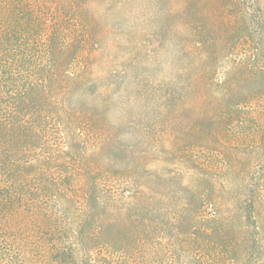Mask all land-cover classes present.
Returning a JSON list of instances; mask_svg holds the SVG:
<instances>
[{
	"label": "rangeland",
	"instance_id": "374dc122",
	"mask_svg": "<svg viewBox=\"0 0 264 264\" xmlns=\"http://www.w3.org/2000/svg\"><path fill=\"white\" fill-rule=\"evenodd\" d=\"M25 1L49 17L48 23L49 12L56 11L54 4L46 9L47 0ZM71 1L63 5L65 0H59L55 59L44 61L90 79L70 96L71 88L60 78L55 99L59 127L51 137H59V164L65 132L71 130L63 111L72 110L78 134L66 160L77 185L65 193L78 201L80 181L94 179L100 193L120 206L142 197L141 183L134 179L154 170L160 180L157 195L166 206L170 186L201 193L205 179L200 184L197 179L210 173L214 198L218 194L221 202L225 195L219 198V185L238 173L233 188L240 187L243 195L244 187H253L256 224L264 228V63L255 51L254 28L242 17L255 10L264 19V0ZM51 197V209L45 210L47 200L39 197L25 216L60 217L59 198ZM193 205L191 225L192 215L205 219L217 208L221 218L230 215L222 204ZM181 208V203L170 205L159 227L172 226ZM206 226L194 228V244L183 242L180 234L179 256L174 240L159 228L132 264H230L220 244L204 247L212 243L200 234Z\"/></svg>",
	"mask_w": 264,
	"mask_h": 264
},
{
	"label": "trees",
	"instance_id": "16d2710c",
	"mask_svg": "<svg viewBox=\"0 0 264 264\" xmlns=\"http://www.w3.org/2000/svg\"><path fill=\"white\" fill-rule=\"evenodd\" d=\"M51 4L56 11H47L53 14L48 23L49 17L34 11L25 0H0V264L137 263L144 246L161 228L159 220L176 203H181L182 208L173 225L161 228L174 240L172 248L176 255L179 256L183 242L197 243L198 232L194 228L207 224L206 231L200 234L212 243L205 248L220 244L230 264H264V228L256 224L254 189L244 187L243 195L240 187L234 189L238 173L228 175L230 180L219 185V198L225 195L221 202L216 200L218 194L214 198L217 190L210 173L197 179V184L205 179L201 193L192 192L187 186H170L166 206L157 195L160 180L154 170H144L143 175L140 173L134 179L136 185L141 183L142 197L137 199L135 195L134 200L120 206L111 204L109 197L100 193L94 179L80 181L83 194L78 201L65 193L77 185L72 171L67 170L66 160L78 134L72 110L63 111L65 124L71 130L66 128L67 143L60 150L63 159L59 164V137H51L59 127V101L55 99L60 78L71 88L70 96L87 86L90 79L83 78L80 72L71 75L66 69L44 62L55 59V39L59 34V0H47V10ZM64 4L71 5L72 1L65 0ZM252 12L248 17L243 12L242 17L254 28L252 38L258 44L255 51L264 63V19L255 10ZM197 42L201 44L202 40ZM44 195L59 198L61 216L46 214L39 221L25 216L27 209L39 203V197L47 200L45 210L52 208ZM204 202L225 205L226 215H230L221 218L217 208L205 219L196 221L192 215L195 223L189 224V205L196 207ZM180 234L185 236L183 242ZM212 234L217 241L212 240ZM114 255H118L116 259ZM257 258L260 261L254 263Z\"/></svg>",
	"mask_w": 264,
	"mask_h": 264
}]
</instances>
